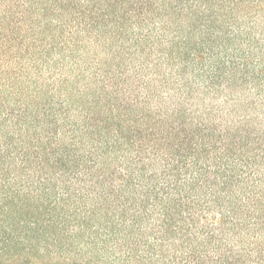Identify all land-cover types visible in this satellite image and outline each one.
Segmentation results:
<instances>
[{"label": "trees", "instance_id": "obj_1", "mask_svg": "<svg viewBox=\"0 0 264 264\" xmlns=\"http://www.w3.org/2000/svg\"><path fill=\"white\" fill-rule=\"evenodd\" d=\"M0 264H264V0H0Z\"/></svg>", "mask_w": 264, "mask_h": 264}]
</instances>
